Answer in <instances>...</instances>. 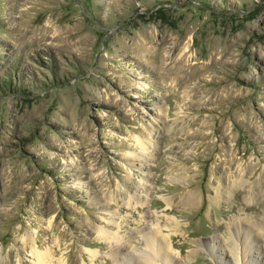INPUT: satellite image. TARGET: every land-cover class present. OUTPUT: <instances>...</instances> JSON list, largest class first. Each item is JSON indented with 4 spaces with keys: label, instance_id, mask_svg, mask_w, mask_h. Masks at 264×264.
Listing matches in <instances>:
<instances>
[{
    "label": "rangeland",
    "instance_id": "obj_1",
    "mask_svg": "<svg viewBox=\"0 0 264 264\" xmlns=\"http://www.w3.org/2000/svg\"><path fill=\"white\" fill-rule=\"evenodd\" d=\"M148 236L264 264V0H0V264Z\"/></svg>",
    "mask_w": 264,
    "mask_h": 264
},
{
    "label": "bare ground",
    "instance_id": "obj_2",
    "mask_svg": "<svg viewBox=\"0 0 264 264\" xmlns=\"http://www.w3.org/2000/svg\"><path fill=\"white\" fill-rule=\"evenodd\" d=\"M155 240L156 239L153 236H148L146 241L148 251H145L140 254V259L142 260L143 264H155L156 261L155 257H158V254L160 253V246L158 245V242H156ZM229 248H231V250L233 249L232 243ZM35 254L38 259V262H44V260L47 259L49 256L47 252L41 253L39 251H36Z\"/></svg>",
    "mask_w": 264,
    "mask_h": 264
}]
</instances>
